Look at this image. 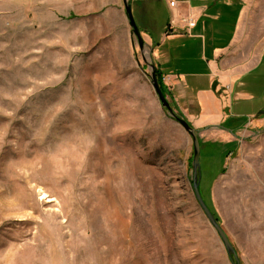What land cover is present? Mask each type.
Wrapping results in <instances>:
<instances>
[{
	"label": "rangeland",
	"instance_id": "1",
	"mask_svg": "<svg viewBox=\"0 0 264 264\" xmlns=\"http://www.w3.org/2000/svg\"><path fill=\"white\" fill-rule=\"evenodd\" d=\"M149 72L122 0H0V264H233ZM200 140L205 201L264 264V131Z\"/></svg>",
	"mask_w": 264,
	"mask_h": 264
},
{
	"label": "crops",
	"instance_id": "2",
	"mask_svg": "<svg viewBox=\"0 0 264 264\" xmlns=\"http://www.w3.org/2000/svg\"><path fill=\"white\" fill-rule=\"evenodd\" d=\"M169 1L133 0V12L177 113L213 141L264 131V0ZM185 13L192 31L167 34Z\"/></svg>",
	"mask_w": 264,
	"mask_h": 264
},
{
	"label": "water",
	"instance_id": "3",
	"mask_svg": "<svg viewBox=\"0 0 264 264\" xmlns=\"http://www.w3.org/2000/svg\"><path fill=\"white\" fill-rule=\"evenodd\" d=\"M124 7H125V14L129 25L131 27V36L134 45L137 43L139 49L142 53L144 61L148 64L151 68V72H149L150 81L154 87V90L162 104L164 110L167 111L168 115L174 121L178 122L192 137L193 140V160H192V168L194 170V192L196 198L203 209L205 215L207 216L208 220L212 224V226L216 229L219 237L221 238L227 253L232 261L233 264H241V260L239 255L236 251L234 244L232 243L231 239L229 238L227 232L222 227L220 222L218 221L217 217L205 201L201 191H200V183L202 179V168H201V140L200 134L196 127H194L189 120L179 115L175 109L173 108L171 101L169 100L168 96L164 93L158 75H157V67L155 63V59L153 56V47L148 43L145 39L143 32L136 20V17L133 12V0H123ZM150 60H149V59ZM264 114V109L261 111Z\"/></svg>",
	"mask_w": 264,
	"mask_h": 264
},
{
	"label": "built area",
	"instance_id": "4",
	"mask_svg": "<svg viewBox=\"0 0 264 264\" xmlns=\"http://www.w3.org/2000/svg\"><path fill=\"white\" fill-rule=\"evenodd\" d=\"M170 7L176 8L178 6L177 0L169 1ZM198 18L190 13H185L183 15L173 16L167 26V34H173L178 32L179 29L184 30L188 33L196 26Z\"/></svg>",
	"mask_w": 264,
	"mask_h": 264
},
{
	"label": "trees",
	"instance_id": "5",
	"mask_svg": "<svg viewBox=\"0 0 264 264\" xmlns=\"http://www.w3.org/2000/svg\"><path fill=\"white\" fill-rule=\"evenodd\" d=\"M157 75H158V78H159V81H160V84H161V87L164 91V93L168 96V90L166 89L165 85H164V82L162 80V77H161V74L159 73V71L157 70ZM180 115V114H179ZM200 187H201V184H200ZM214 213V211H213ZM215 214V213H214ZM216 216V214H215ZM217 217V216H216ZM218 221H219V218L217 217Z\"/></svg>",
	"mask_w": 264,
	"mask_h": 264
}]
</instances>
